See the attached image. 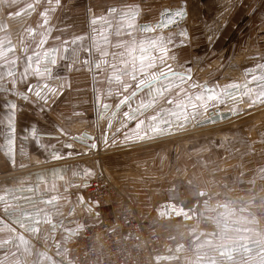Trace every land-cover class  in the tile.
<instances>
[{"label":"crops","instance_id":"crops-1","mask_svg":"<svg viewBox=\"0 0 264 264\" xmlns=\"http://www.w3.org/2000/svg\"><path fill=\"white\" fill-rule=\"evenodd\" d=\"M60 2L0 0V163L10 166L0 183L19 186L37 170L66 165L80 171L71 201L60 195L62 206L30 217L3 208L0 264H71L69 242L107 219L87 193L89 166L114 183L121 220L132 204L159 233L157 264H248L253 248L264 264V132L185 133L209 114L184 97L245 88L248 79L234 66L246 64V51L236 49L240 39H264V0ZM178 10L185 17L176 26L156 28ZM147 23L153 32L140 29ZM218 39L237 40L209 53ZM185 44L198 58L193 71L206 66L192 83L180 56L172 57ZM83 133L95 136L97 152L75 140ZM57 140L70 157L41 158ZM7 214L15 215L11 222Z\"/></svg>","mask_w":264,"mask_h":264},{"label":"rangeland","instance_id":"rangeland-1","mask_svg":"<svg viewBox=\"0 0 264 264\" xmlns=\"http://www.w3.org/2000/svg\"><path fill=\"white\" fill-rule=\"evenodd\" d=\"M59 2L60 1L57 0L58 4ZM60 3L63 5L66 2L65 0H62V2ZM235 40L237 39H218L217 44L213 45L215 47L212 46L213 49H211L209 53L212 51L220 52L223 49L224 45L227 43H228L227 44L228 48H230L229 46L232 43H233V46L235 45L234 44ZM239 42H240V48L236 49V53L238 52V56H240L241 54L240 50L246 51L245 53L242 52L241 54L242 56H246L245 58L246 64H244L243 66H239V64H237L234 66V70L235 68L238 71L242 70L241 72L244 74L243 80L246 78L248 79L247 88L253 91H250V93L248 94L247 88H244L242 91H239V92L236 91L237 89L233 88L227 91L229 93L228 96H223L221 92L219 94H221V98L225 100L223 104H218L215 100L209 101L207 99V95L209 93L200 92V93H195L192 95L190 92H185L184 97H185L186 103H196L197 101H199V103H201V108H200L201 113H207V114H209L210 111H214L216 108H220L223 111H225V109L233 110V112L236 114H244L246 112H250V111L257 109L260 106H264V103H256V104L252 103V100L256 99V94H258L261 91H264V89H261L260 87V85L264 82L253 81L252 83H249V81L252 80V75H258V76L264 75V69H261L258 67L259 65H264V39H240ZM43 46L45 47V45ZM185 46L186 48L184 47L182 49L179 48L180 49L179 53L181 55H177L178 53L177 52L176 54H173L172 57L173 59L176 60L180 56L178 58V61L180 64H184L185 72L187 74L185 81L188 80L187 81L188 83H192V79L190 78L191 79L190 80L188 77H192L191 76L192 73L194 71L196 72V70L193 71L194 67L197 66L195 65L194 61H196L198 58L195 59L192 56L193 54L191 55L193 44H185ZM200 46L203 51L207 50L205 49L206 45L203 42L201 43ZM203 51H201V53H203ZM204 63L205 62H203V64ZM203 64H201V69H200L201 71L194 73L196 74L194 75V78L196 77L202 78L207 75L203 73L206 67V66H203ZM211 65H212L211 67L214 66L213 62H211ZM210 75H214V73H211ZM48 95H49V92H45L42 94V98H47ZM198 95L202 96L203 98L200 100H197L196 97ZM235 96H237L238 102L236 104H232L231 99H233ZM227 105L228 107L230 106V108L226 107ZM36 110L38 111V115H40L41 112L38 109ZM234 125H238V126L231 127V128H229L228 126H225L223 128H220L219 131L249 134L250 132H252V130L257 131L256 130L257 128L261 130V132H264V114H263V117L261 118H257L251 121L246 120L243 122H237V124H234ZM185 126L191 127L193 126V124L189 123V121L186 120ZM55 143L56 144L50 145V147L45 150L46 153L44 151L43 154H41L42 155L41 158H44V160H49L50 153L51 155L55 154V155H58L59 157L61 156L70 157V155L72 154L71 151L61 146L63 145L61 140H57ZM7 168H10V166L0 163V172H2L3 170H6ZM86 169H87L86 179L92 182L99 173H96V170L91 168L90 166L86 167ZM78 170H79V166H74V165L60 166V167H57L56 169L48 168L47 173H44L43 169H41V170H37L36 173L32 174L33 176L27 179H24L23 183L20 184L19 186L9 187V186H6L7 184L0 183V214L4 213L3 211V208H4V209L24 211L26 214L25 216L30 217L31 215H34L35 213H40L41 211L45 212V209H48L50 206H62V203L57 204V202L60 201V195H64L65 196L64 198L68 196L67 202L71 201L72 197H74V187H73L74 181L73 180L76 179L77 174L80 173V171ZM102 174H105V173H102ZM48 193L52 195L51 199L44 197V194H48ZM91 201H93L96 205H99L92 198H91ZM133 207H134V210H136L134 205ZM128 210L129 209L126 210L125 215H127ZM136 212L139 215L138 211ZM13 216L15 215L12 214L11 216V214H7L6 216H3V219L7 222H11L10 218H13ZM118 218L120 219L119 216ZM214 228L215 227L212 225V229ZM185 243L186 242H184V245ZM181 247H184V246H181ZM189 250L193 251V248L190 247L187 251ZM157 253L158 251H156V254ZM259 255H261V253H259ZM172 256H173V259L175 260L176 259L175 254ZM257 256H258V253L255 250V248H253V251L250 252V255L247 259L248 264H263V263H258L256 261L258 259Z\"/></svg>","mask_w":264,"mask_h":264},{"label":"built area","instance_id":"built-area-1","mask_svg":"<svg viewBox=\"0 0 264 264\" xmlns=\"http://www.w3.org/2000/svg\"><path fill=\"white\" fill-rule=\"evenodd\" d=\"M87 193L104 209L107 219L88 225L69 242L71 264H157L159 233L147 228V222L132 204L126 220L118 218L113 200L116 187L110 178L102 173L97 175Z\"/></svg>","mask_w":264,"mask_h":264},{"label":"water","instance_id":"water-1","mask_svg":"<svg viewBox=\"0 0 264 264\" xmlns=\"http://www.w3.org/2000/svg\"><path fill=\"white\" fill-rule=\"evenodd\" d=\"M172 13H174V12H168L169 15H171ZM166 18L167 17L164 14L161 17V21H162V19H166ZM179 22H180V18H177V21L175 24H173V26H176ZM140 29L142 31H146V32H153V31L147 30V29H153V27L150 23L142 24L140 26ZM231 120H233V114L231 112H228V111L223 112L220 108H216L214 111L209 112V115L206 119L197 123L195 128L191 129V131H188V132L185 131V133L209 130V129L215 128L216 126H219L223 123L229 122ZM75 140L78 141L79 143L85 145L89 149H92L96 152L98 151L97 139L95 138L94 135H92L90 133H83L82 135L77 136L75 138ZM93 145H95V148H93ZM165 208L167 210V213L172 212V213H174V215H177V211L172 210L171 206L169 204L165 205Z\"/></svg>","mask_w":264,"mask_h":264},{"label":"snow or ice","instance_id":"snow-or-ice-1","mask_svg":"<svg viewBox=\"0 0 264 264\" xmlns=\"http://www.w3.org/2000/svg\"><path fill=\"white\" fill-rule=\"evenodd\" d=\"M165 16L167 18L166 19H162L161 23H159V24L156 25V28L157 29L167 28V27L175 24L176 21H177V18H181L182 19V18L185 17V11L178 10V11L172 13L171 15H169L168 13H165ZM147 30L154 31L155 29H147ZM180 35L184 39H188V34H187L186 31L185 32H181ZM168 43H173V41L171 39H169L168 40ZM179 46H184L183 41H181V44ZM167 50H168L167 48L164 49L165 52H167ZM258 67L261 68V69H264V65H259ZM189 71H190V69H189ZM188 78L190 79L191 77H188ZM181 79H183V77H181ZM253 81H261V82H264V75H259V76L258 75H252V80L249 81V83H252ZM240 87H241V85H238V84H233V85H228L227 86V88H229V89H233V88L238 89ZM244 87L247 88V85H245ZM260 87H261V89H264V83H262L260 85ZM205 91L207 93H209L207 95V99L209 101L215 100L218 104H223L225 102V100L223 98H221V94L216 93L214 90L205 88ZM250 91H253V90H250L249 88H247V93L248 94L250 93ZM37 95L39 96L40 94L37 93ZM222 95L223 96H228L229 93L227 91H224L222 93ZM202 98L203 97L200 96V95H198L196 97L197 100H200ZM252 103L253 104H256V103H264V91H261L258 94H256V99L252 100ZM233 114H235V113H233ZM93 148H95V145H93ZM56 158H60V157L57 155Z\"/></svg>","mask_w":264,"mask_h":264},{"label":"bare ground","instance_id":"bare-ground-1","mask_svg":"<svg viewBox=\"0 0 264 264\" xmlns=\"http://www.w3.org/2000/svg\"><path fill=\"white\" fill-rule=\"evenodd\" d=\"M244 106H246V105H244ZM263 114H264V106H260L259 108L255 109L253 111L245 113L244 115H241L239 117H233V120H231L229 122H226V123H223V124H221L219 126H216L215 128L225 127V126L237 124V122H243V121H246V120L247 121H251V120L263 117ZM90 156L91 155H87L85 157H81L80 159H85V158H88ZM40 167H42V166H40ZM17 173H20V172H15L13 174H17ZM13 174H10V175H13ZM7 175H9V174H1L0 175V179L6 177Z\"/></svg>","mask_w":264,"mask_h":264}]
</instances>
